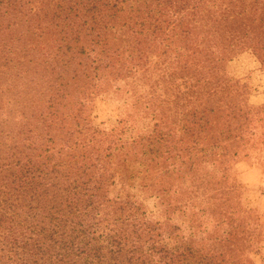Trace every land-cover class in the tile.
I'll return each mask as SVG.
<instances>
[{
	"label": "trees",
	"instance_id": "trees-1",
	"mask_svg": "<svg viewBox=\"0 0 264 264\" xmlns=\"http://www.w3.org/2000/svg\"><path fill=\"white\" fill-rule=\"evenodd\" d=\"M241 1L248 0H0V78L15 68L14 77L28 84L0 109V264H211L203 254L172 247L162 221L150 220L128 196L109 197L108 185L117 183L112 172L124 177L116 153L129 147L126 155H134L144 145L145 171L164 185L159 159L176 156V131L185 145L176 167L182 183L188 162L218 164L232 137L261 138L264 159V128L257 136L252 107L226 112L217 98L220 83L229 81L222 64L240 19L264 23V0L234 13ZM258 37L256 49L264 52V31ZM243 40L255 39L246 32ZM29 52L32 66L25 67L21 58ZM107 69L132 76L131 106L142 118L149 109L162 129L156 121L142 142L89 125L87 95L78 94L85 82L103 86ZM161 90L176 92L169 115L156 109ZM192 185L188 202H204L206 193ZM232 213H240V255L249 263L242 239L256 227L252 213L242 207Z\"/></svg>",
	"mask_w": 264,
	"mask_h": 264
},
{
	"label": "rangeland",
	"instance_id": "rangeland-1",
	"mask_svg": "<svg viewBox=\"0 0 264 264\" xmlns=\"http://www.w3.org/2000/svg\"><path fill=\"white\" fill-rule=\"evenodd\" d=\"M252 1L248 0L246 3L241 1L240 7L234 13L249 9V5H254ZM27 13L28 17L29 11L26 10ZM259 16L260 13L255 17ZM262 18L264 19V15ZM247 23L246 26L244 19H240L238 39L229 42L231 52H227L222 64L223 71L221 70L223 77L226 75L229 81L220 83L221 88L217 98L219 105L226 112L235 109L237 113H240L239 111L245 112L252 107L253 125L257 127L255 130L257 136H260V129L264 128V52H258L256 41L259 39L258 33L264 31L260 27L264 23L257 21ZM24 28L29 41H32L33 35L29 24L24 25ZM19 30L21 31V28ZM19 30L15 32V36L20 35ZM246 32L255 39L252 43L249 40H243L242 43ZM24 45L25 50L31 46L29 42ZM126 55L127 53L121 54V61H124ZM18 57H23L22 53ZM151 57L154 61L158 60L154 56ZM32 58L34 55L30 52L25 58H21L24 59L25 67L32 66L29 62ZM14 72L15 68H12L9 73L0 78V109L2 112L5 111L6 106H9L7 100L21 89V85H28L14 77ZM107 73L110 74L107 75L103 86L100 85L101 80L97 82L96 87L92 86V82L86 84L84 81L85 88L81 89L84 92L78 94L79 96L87 95L84 98V102L87 103L84 118L89 125L102 132H111L115 129L117 137H129V139L131 137L140 139L142 142L156 121L160 124L157 128L162 129V120H153L149 109L146 114H142L144 115L142 118L131 106L133 99L129 92L132 88V76H128L124 69H117L113 72L108 70ZM142 80L146 81V79ZM162 91H160L161 95L158 98L156 109L158 115L161 111L169 115L171 114L169 108H173L176 104L172 102L176 98V92L174 91L175 95H170ZM22 101L24 104L30 103L27 98ZM14 111H11L12 116L15 115ZM170 118L175 120L176 116L173 115ZM148 128L149 132H147ZM123 130L124 132L120 133ZM163 130L168 132V129ZM46 133H50V136L54 132L47 130ZM172 135L176 139L172 142L176 146V151L172 155L176 156L167 161L163 158L159 159L163 162L159 167L164 179L162 186L153 183V175L150 176L145 171L144 163L147 161V156L141 154L145 145L138 147V153L126 155V152L130 151L129 147L116 153L113 148L117 145L118 139H112L114 143H109V145L112 147L111 151L118 154L116 160L120 164V169L116 171H124L122 172L124 177L123 179L119 177L117 175L119 172L116 175L112 172L113 178L110 179L117 183L108 185L109 197L121 195L132 198L140 206L141 211L146 212L150 220L164 223V228L167 230L166 236L171 237L169 242L172 247L180 245L189 248L194 252V256L203 254L209 258L207 261L211 264H264V159L261 138L254 141L245 136L232 137L234 139L228 140L226 154L220 157L218 164L202 162L198 158L196 167L192 168V161L188 162L187 167L190 171L187 174L188 180L182 183L180 178L176 179L179 175L176 167L180 163L177 155L185 145L182 146L177 141L180 132H172ZM141 161L143 164L139 165ZM193 179L195 180L194 185L191 182ZM155 185L157 189H160L159 192L152 190ZM191 185L193 189L201 187L200 189L206 193V196L202 198L204 202L194 197L188 202V193L185 189ZM233 189L236 191L232 192ZM240 207L252 213L253 222L247 218L245 222L255 223L256 226L242 239L249 263H245L243 256L240 255L242 233L240 227L236 228L237 225L242 224L240 213H232ZM217 239H220L221 243ZM220 253H222L221 256Z\"/></svg>",
	"mask_w": 264,
	"mask_h": 264
}]
</instances>
